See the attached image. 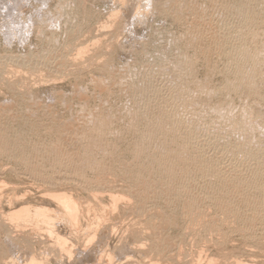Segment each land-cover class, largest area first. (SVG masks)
I'll use <instances>...</instances> for the list:
<instances>
[{
    "label": "rangeland",
    "instance_id": "rangeland-1",
    "mask_svg": "<svg viewBox=\"0 0 264 264\" xmlns=\"http://www.w3.org/2000/svg\"><path fill=\"white\" fill-rule=\"evenodd\" d=\"M224 1L226 3L223 0L218 2L217 5H221L220 9L216 7L217 10H215L219 13L221 10V14L217 13V15L222 17L227 14L225 16L227 20L231 18L228 21L229 25L226 24L224 28V30L231 32H227L231 36L233 42L231 43L245 45L247 52L249 48L251 54L254 53L255 56L258 55L259 60H262L260 57L264 60V23H262L264 17L260 14L262 11L264 12V4L260 0V2L255 0L256 2L252 3H250L251 0H238L240 3L245 1L241 3L242 5H237L239 2L236 0H234L235 2L233 0ZM186 2L196 5L201 4L206 7L214 5V0H23L20 1L14 12L17 17L15 18L14 15L7 16L9 11H4L3 4L0 3L2 4V6L0 5V133L5 135L8 141L18 139V143L24 145L23 148L26 149L28 156H30L29 153L32 154L31 156H37L36 153L30 152V149L37 145L38 152H42L45 157L44 147L55 137L54 134L50 133V128L54 124L61 125L62 122L67 123L73 120L74 115L79 114L83 104L93 108L99 102H103L101 100H105L104 105L107 103L105 106L110 107L113 114L116 113V109L118 113L121 110L120 113L122 114V106L127 105V103L130 104L132 97L120 93L118 87L112 89L114 90L113 93L111 91V94H107L114 85L121 81L132 83L135 81V76L148 77L147 82L154 83L162 95V97L161 95H157L158 97L150 96L151 100L148 99L149 105H154L153 102L161 105V98L164 99L166 96L164 94L166 93V84L176 87L178 84L176 79L179 76L186 77V85L191 84V82L193 85H197L196 83L199 80L204 79L202 81L204 82L203 85H209L208 87L212 89L213 87L219 88L214 89L219 92L224 90L220 87L226 82V78H230L229 81H232L231 74L229 76V73L225 72L231 65L228 60L223 61L224 59L220 58L221 55L216 53L209 56V63L215 65L216 62L217 70L215 69V71L218 72L217 75L213 67H211L213 71L210 67L208 69L207 60L204 59L206 61H203L201 59L203 57L195 49L187 48L184 41L177 40L173 44L174 40L172 38L177 39L182 34L181 37H183L186 32L184 24L190 23L194 17L187 14H183L181 17L177 15L178 6ZM243 4L246 6L245 10L250 11L253 9L250 11L253 14H257L259 11L260 13L254 18L257 20L263 19L262 22L259 20L254 22L253 18V22L251 21V24L248 25L250 27L246 26L244 28V16H241L240 13V9H244ZM256 4H259V7ZM254 5L257 6L255 8H263V10L257 9V12L256 10L254 12L255 8H252ZM227 6L231 9L229 10ZM239 6L241 7L239 8ZM223 10L227 12L223 14ZM232 11L234 12L233 15ZM51 17H54L55 20H51ZM9 18L13 22L18 19V25L14 23L16 26L13 25V27L18 28L19 23H21L19 26L21 28L18 29L24 34L15 29L14 35L13 33L8 35L10 30L7 29L8 26L5 23L11 22ZM223 19L224 17H222V22L225 20ZM52 21H54V24ZM241 23L244 27L241 26ZM253 23L255 24L253 25ZM256 25L260 26L257 27ZM40 29L41 31H39ZM240 32L241 34H239ZM16 33L20 36L15 35ZM254 33L256 35L252 36ZM180 42H183L185 47L181 48L183 44ZM201 42L208 45L206 37H201ZM250 42H253L252 45ZM175 44L179 46H174ZM187 49L192 50L186 51ZM255 52H259L261 55ZM194 53L197 54L198 58L201 57L200 60L196 58L197 56ZM183 56L186 58L190 56L194 60L195 65L192 66H195L193 68L194 73H191L193 69H190L191 72L188 71L193 74L192 77L188 72L183 73L180 69ZM46 57L48 59L45 60ZM12 58H16L17 61L15 62ZM29 59L32 62L31 64L23 63ZM58 59L69 62H67L69 67L65 72L56 67L55 64ZM18 61H22V63L20 64ZM206 69H208L207 72ZM263 69L258 70L259 73L256 72L258 74L262 73L263 76H258L255 73L256 78L254 75L252 77L257 81L255 83L253 79L255 86L258 83L261 84V86H257L260 90L256 89L255 93L252 92V94L244 90L233 91L234 93L224 90L221 91L223 95L217 92V96L214 95L216 98L214 99L213 96L210 100L212 103L209 101V105H213L216 101L215 104L220 103L222 100L227 103L231 101V104H228L229 106L234 104L232 115H237L236 118L241 116L238 114H241L245 106V109H251V111L256 108L255 112L258 107L264 109V72H261L264 71ZM211 71L213 73H208ZM171 76H173L172 79ZM210 76H212L211 80ZM207 77L211 84L206 79ZM192 84L188 85L189 88H194ZM219 85L220 87H218ZM107 86H109L108 91H106ZM134 86L133 89L136 88L135 91L137 92L138 87ZM237 92L239 95H237ZM242 92H246L245 95ZM256 92H260V94ZM229 93L230 96H228ZM241 93L243 96H241ZM220 96H222L221 99ZM237 96L242 97L240 98L241 101ZM225 97L229 100H226ZM199 101L201 102L202 99ZM243 101L246 104L248 102L249 107L245 103L242 104ZM255 103L257 104L255 105ZM235 106L238 111L234 110ZM239 110H241L240 113H234V111L239 112ZM259 112L263 113V110ZM118 113L115 115L120 114ZM190 115V112L186 110V117ZM206 115L207 118L204 114V118H196L194 125L197 128H202L206 122H211L210 119L213 115H209L208 112ZM234 116L233 118L236 120ZM113 119L118 118L114 117ZM117 126L113 125L115 131H118L113 133L114 137L111 134L108 136L109 138L106 137L105 139L111 144H106L104 141V145L109 147L108 150L105 149L106 154L103 155L104 157L101 156L103 154L101 151H97V153L96 150L91 151H94V154H90L94 158L96 157L95 159L89 154L95 161L101 159L99 162L104 163V161H107L108 165L110 164L108 161H110L114 167L111 164L109 167L113 169V172L115 170L114 173L116 174L102 175L100 186L93 184L91 186L93 188L90 187L91 189L88 185L81 184L78 178L74 179L76 176L73 173L65 170L60 171L62 175L58 171L53 172V175L56 176H54L56 178L55 182L57 181L54 182V185L47 182L43 183L44 181L42 182V180L40 181V179L30 175V165H28L30 162L23 163L18 154H14L12 157L3 155V153L0 154V264H236V262L240 264H264V226L258 228L256 234H241L242 232L235 228L234 225L237 226V223L232 221L233 218L229 217L230 221L228 222L219 215H215L217 212L211 205H207L206 209L204 208L205 219L202 216L203 220L201 217H195L197 222L188 219L179 220L175 223V226L168 229V236L175 242V246L168 250L166 256H161L153 250L152 241L146 238L149 232L144 227L146 226V218L136 210L137 203L135 199L125 193V184L127 185L128 182L125 174L128 173L123 174L127 171L121 169V165L128 164L132 160L133 149L131 145L128 147V144L136 140L139 134L132 131L128 134L124 132L125 129L122 131L123 124L118 123ZM26 129H32L33 131L26 132L18 138L19 132ZM115 133L118 134L116 135L118 137L115 136ZM224 134L226 133L224 132ZM260 134L255 132L254 136L264 143V135L261 138ZM166 140L167 143H171L170 139ZM62 143L65 148L70 147V143ZM112 144L117 147H114L115 150H113ZM106 146L104 147L108 148ZM110 146H112V150ZM209 147L205 150L206 153L210 154H207L209 159H218L221 156L218 160L219 163L222 162L221 164L224 167L229 166L228 160H231V157L234 156L233 165L238 160L237 163L239 164L236 163L235 166H241L240 163L244 161L245 157L241 153V155L238 153L239 156L237 154V156L235 154L232 156L233 154L222 152L220 148H214L213 145L212 148ZM118 148L120 149L118 150ZM111 154L117 160H111L113 159ZM222 156L228 158L223 159ZM109 157L111 158L109 159ZM211 157L213 158L211 159ZM43 165L48 173L54 169L49 166L47 161ZM119 165L121 168H118ZM85 172L87 179H90V181L95 179L91 170ZM91 172L93 176H91ZM72 175L73 177H71ZM133 175H135L134 172ZM68 179H71V181ZM53 195L75 200L79 206V211L77 210L75 215L71 214L64 205L59 204L58 196L53 197ZM159 205L155 208L159 209L160 207L163 210V204ZM217 216L220 217L219 227L217 226L219 230L214 228L215 231H211V228L204 226L207 229L205 230L201 226L202 224H198V221H205L206 218L211 220L214 217L217 218ZM227 223L231 224L227 225ZM135 228L137 229L136 233L134 232ZM22 231L29 234V243L21 242V234L24 233Z\"/></svg>",
    "mask_w": 264,
    "mask_h": 264
},
{
    "label": "bare ground",
    "instance_id": "bare-ground-1",
    "mask_svg": "<svg viewBox=\"0 0 264 264\" xmlns=\"http://www.w3.org/2000/svg\"><path fill=\"white\" fill-rule=\"evenodd\" d=\"M20 1L22 2L23 0H0V3H2L3 6L2 4L0 5L2 6L4 11H9L7 16H11V15H14V12L18 8ZM260 1L264 4V0L263 1L260 0ZM218 2H221V0L220 1L214 0V5H210V7H206L201 4L196 5L191 2H186L183 5H179L177 8V11H178L177 15L179 17H181L183 14L193 15L194 17L192 18L190 23L184 24L185 31H186L183 36L184 40H183V37H181L183 35L181 33L182 35L178 36L177 39L176 38L173 39L171 37L172 40H174V42L173 41L172 42L174 44L175 41L177 42V40L184 41V43L187 45V48L190 47V48H193V50L195 49V51L198 52L201 57H203V58L200 57L201 59H203V61L207 60L206 62H208V65H207L208 69L209 67L210 68L213 67L214 71L217 65L215 61H214L215 65H213V63H209L210 61V60L208 61V59H210L209 56L214 55V53H216L217 55H221V57L220 56L219 57L224 59L223 61L228 60L231 64L230 66L228 65L229 67L225 72H228L229 76L231 74L232 81H229L230 78L227 79L225 77L226 82L223 83L222 87H220V85L218 87H220L221 89H224L227 92L228 91L236 92L238 90H244V91L251 92V94L252 92L255 93L254 91L258 89L257 86L258 85L261 86V84L258 83V85L256 84L255 86V83H257V81L255 80L256 75L254 74L256 72L259 73L258 70L260 69L262 70V68H264V60L261 57L260 59L262 60H259L258 55L255 56L253 51H251L253 53L251 54L249 51V48L247 52L245 50L246 49L245 45L244 47L242 44H237V45L232 44L233 42H232L231 36L228 34L231 32L224 30L225 25L226 24L229 25L228 21H230L231 18L227 20V18L225 17L227 16V14L225 16L223 15L222 17H224L225 20L223 19L224 22H222L221 15H217V13L219 12H216L217 10L216 7L220 9V6H221L220 4H219L220 6L217 5ZM223 2L225 1L223 0ZM243 2L245 1H241V3ZM252 2H256V1L251 0L250 3ZM241 3L239 2L237 5H242ZM223 6L225 7L224 4ZM257 6L254 5V7L252 8H255ZM260 6H261V3H260ZM240 7L241 6H239V8ZM243 7L244 9H240L241 10L240 13H241V16H244V18L243 17L242 18L244 19L243 24L245 23L244 25L245 27L242 26V23H241V26L246 28V26L251 24L250 22L253 20L254 16H257L260 12L258 11L257 14L255 13L253 14L250 12L253 9H251L250 11H248V9L245 10L246 6H244V4H243ZM263 8L262 9L255 8L254 12L255 10L257 12V9L262 11ZM222 9L228 10L229 8L228 9L222 8ZM233 11H232V15L234 13ZM226 12H224L223 10L222 13L224 14ZM262 12L260 14H262L264 17V14H263L264 12L263 13ZM219 14H221V10ZM19 17L18 19L20 21L21 17L20 18ZM15 18L17 17L15 16ZM15 18H12V19H15ZM18 19H15L13 22V20L11 21L9 18L11 22L5 23L8 26L7 29L10 30L8 35H11L12 33L14 35L15 29L21 28L19 27L21 23H19L18 28L13 27V25H15L14 23L18 22L17 21ZM52 19H54V17H51V20ZM255 20L257 19L254 18V22ZM258 20L262 22V20L260 19ZM53 22L54 21H52V23ZM238 23H235V24H238ZM262 23H264V21ZM254 24L255 23H253V25ZM23 27L24 26H22V28ZM40 28H43V27H40ZM18 30L19 32H22L20 31V29ZM241 30L243 29L241 28ZM39 31H41V29ZM22 34L24 33L22 32ZM239 34H241V32ZM15 35H19V34L16 33ZM244 35L246 36V34ZM254 35L256 34L254 33L252 36ZM201 37L207 38L208 45L203 44L201 42ZM180 43L183 44V42H180ZM252 43L250 42L251 45ZM185 44H183V46L181 45L182 46L181 48L185 47L184 46ZM171 46L173 45L171 44ZM174 46H179V45L175 44ZM258 48L260 49V46ZM188 50L189 49H187L186 51ZM191 50L192 49H190L189 51ZM253 50L255 51V49ZM257 54H259V52ZM194 55L197 56V54L195 53ZM259 55H261V53ZM64 57L68 58L67 56H64ZM196 58L200 60L198 56ZM46 59H48V57H46L45 60ZM192 60L193 59L190 56L187 58L183 56L182 62L180 60L181 62L180 69L182 70L183 73H187L188 71H190V69H193L195 67V66L192 67L193 65H195L194 60L193 61ZM16 61L17 60H15V62ZM67 62H65L63 59H58L56 61V64L55 63L54 64L56 65V67H58V69L63 70V72H65L67 70V67H69L68 66L69 62L68 63ZM18 63L21 64L22 61L20 62L18 61ZM23 63L31 64L32 62L29 59L27 61H24ZM226 64H228V62H226ZM208 69H206V72ZM223 70H224V67H223ZM212 71L208 73H213ZM190 72H188V74L192 77L193 74H190ZM261 72H264V71H261ZM191 73H194V69L192 70ZM258 73H256L258 76L262 75V73L260 74ZM217 75H218V72H217ZM253 75L255 76V78H253L255 80V83L253 82V79H252ZM186 76L188 75L186 74ZM212 76H210V80ZM225 76H228V75H225ZM258 76L257 78L259 79ZM172 77L173 76H171L170 78L172 79ZM205 77H206V73H205ZM134 78H135V81L132 83H126L124 81H121L117 83L116 85H114L110 90H109V86L106 87V91L109 90L107 94H111V91L113 93L114 90L112 89L114 87H118L120 93L122 92L128 97L129 96L132 97L130 104L127 103V105L125 104L126 106L125 105L122 106L123 107L121 108L123 110L122 114L120 113L121 110L119 111V108H118V111L120 114L116 111L117 109L115 110V112L118 113L119 115H115L116 113L113 114L112 109L110 107L105 106L107 105V103L104 105L105 100H101L103 102H99V104L93 108L88 107L87 104H83L81 107V110L79 111V114L77 113V115H74L73 120L67 123L62 122L61 125L54 124L50 128V133L54 134L55 137L44 147L43 153L46 154L45 157L43 156L42 152H38L37 145L32 147V149H30V152L32 151L36 153L37 156H31L32 154L30 153H29L30 156H28L26 154V149L23 148L24 145L18 143V139L14 141H8L5 135L1 133H0V154L3 153V155L11 156V157L14 154H18V156H20L19 159L21 158L23 163L30 162L28 164L30 165L29 167L30 172L29 170L28 172L31 173L30 175L36 177L37 179H40V181L41 180L42 182L44 181L43 183L47 182L48 184L50 183V185L51 184L54 185L56 176L53 175V172L56 173V171H58V173H60V171L65 170V171H70L71 173H73L74 176H76L74 177V179L78 178L81 184H83L84 186L88 185L90 188L93 184H96L95 186L101 184L102 175L116 174L114 173L116 171L114 170L113 172L112 171L113 169L109 167V165L111 164L110 161H108L110 163L109 165L107 161L106 162L104 161V163L99 162L101 159H99V161H95L94 159L96 157L94 158L91 154H94L93 152L95 150H96L95 151L96 153L97 151L103 152L101 156L106 154L105 149L108 150L109 147L108 145L107 146L104 145V141L106 144H109L108 141L105 140L106 137H108L111 134L114 137L113 133L118 132V131H115L113 125L117 126V124L120 123L124 125V127L122 126L121 128L123 129L122 131H124L125 129L124 132H127L128 134L131 131L139 134L138 137H136L137 138L136 140H134L132 143L130 142L131 144H128L129 145L128 147H130L131 145L133 149V156L131 155L132 160L130 162L126 161L128 162V164L121 165L122 168L119 165L118 168L124 169L123 171L125 170L127 171V172H124L123 174L128 173V174H125L126 178H128L127 185L125 184V190H126L125 193H127L128 195H130L131 197L135 199L137 203V204L135 203L137 206L136 210L138 211V213H141L145 216L146 226L144 227L146 228L145 229L146 231L147 230L149 231L146 238L152 241L153 250H155L159 255L166 256L168 250H170V248L175 246V242L172 241V238L168 236V229L175 226V223L179 222V220L188 219L189 221L190 220L195 221L198 217H201L203 220L202 216L206 215L204 208L207 205L208 206L211 205V207L213 206L217 212V214L215 215H219L220 217L224 218V220H228L229 222L230 218H233V220L232 219L231 220L237 223V226L239 227H237L236 225L234 226L236 229L238 228L242 232L241 234H248V235L256 234L257 229L260 228L261 226H264V161H263L264 143L260 141L258 138H255L254 133L259 132V134L262 133L264 135V114H263L264 109L263 108L261 109L258 107L259 111L263 110V113L259 112L258 109H257L258 112L256 111L257 112L256 113L254 111L256 108H253V110L251 111V109L250 110L245 109L246 107L245 106L243 107L244 110L242 109L243 111L241 112V114H238V115H241L239 116L240 118L238 117L239 118L238 119L236 118L237 115L236 116L232 115L233 114L232 107L234 106V104H232L233 106H229L228 104V103L231 104V101L227 103L225 100L224 102L222 100L220 103L215 104L217 102L216 101L213 105L212 104L209 105L212 97L218 94L217 92H219L214 89H219V88H216V87L215 88L213 87V89L209 88L208 87L209 83L207 84L208 86H205L206 84L203 85L204 82L202 81H204V79L202 81L199 80V82L196 83L197 85L195 84L193 85L191 82L192 87L194 86V88H189L188 85H191V84L187 83L188 85H186V82H185L186 77H183V76H179V78L176 79L178 81V84L176 87H172L170 84H166L167 85L166 86L167 88L165 87L166 93H164L166 94V96L164 99L161 98L162 100L161 101L162 103H160L161 105H159V103L156 104V102L155 103L153 102L154 105H149L150 102L148 101V99L151 98L150 96L155 97L157 95H161L160 94L161 92H159V88L154 83L147 82L148 77L144 78V77L135 76ZM206 79H208V77ZM210 80L208 82H210ZM133 84L136 87H138L137 92L135 91L136 88L133 89V86H134ZM12 86L14 87V85ZM224 90H221V91H224ZM221 91L219 93H222L223 95V92ZM242 93L244 94L246 92H242ZM242 93H241V96H243ZM256 93L260 94V92L259 93L256 92ZM248 94L246 95L248 96ZM237 95H239V93ZM228 96H230V93L228 94ZM241 96L240 97L237 96V97H239L240 99L242 98ZM221 97L222 96H220V99ZM213 98L215 99L216 97L214 96ZM201 99L202 101L200 102L199 100ZM203 99H205L206 101H204ZM225 99L229 100V98L227 99V97H225ZM244 103L245 105L249 104L248 102L246 104V102L243 101L242 104ZM253 104L254 102L251 103V106H250L251 108ZM256 104L257 103H255V105ZM236 108L237 107L235 106L234 110L238 111V108L237 109ZM186 110L190 112L191 114L190 116L186 117ZM235 111L234 113H240L241 110H239V112H235ZM207 112L209 115L210 114L213 115V117L210 116L212 117V119H210L211 122L209 123L206 122L204 127L197 128V126L194 125V121L196 120V118H204L203 114L206 116L205 118H207V115H206ZM146 113H148L149 115L147 116ZM233 116L236 118V120H234ZM112 117L113 118L116 117L118 119L115 120ZM32 131H33L32 129H26V130L20 131L18 134V138L22 136L24 133L32 132ZM224 132L226 134H224ZM116 135L118 134L115 133V136ZM263 135L260 134V137L262 138ZM166 139H170L171 143L170 142L167 143ZM62 142L70 143V147L65 148ZM208 145H211V146L213 145V147L215 146L214 148H217V149L220 148L222 152H229L233 154L232 156H234V154L238 155V153L239 155L242 154L244 155L246 159L244 158V161L241 160L242 161V163H240L241 166H235L238 160L236 159L237 162L233 165V158L235 156L233 158L231 157V160L227 159L228 162L230 163L228 164L229 166L224 167L221 164L222 162L219 163V160H218L221 157V156L219 157V155L221 154L218 153L219 154L218 159H213V160L209 159V156L207 155L209 153H206L205 151L206 148L209 147ZM104 146L108 148H105ZM111 147L112 146H110V148ZM114 147L116 146L113 145V148ZM119 149L120 148H118V150ZM92 150L94 151L91 152ZM113 150H115V148ZM34 153L33 155H35ZM89 154L94 159H92ZM96 155L98 156L99 154H96ZM223 155L226 156L225 154ZM227 155L229 156V154ZM240 157L241 159H243L242 156ZM110 158L111 157H109V159ZM112 158H113V155H112ZM212 158L213 157H211V159ZM224 158L226 159L228 157H223V159ZM111 160L114 161L117 159L113 158ZM46 161L47 163H49V166H51L52 169L54 168L53 171L49 173L46 172L47 170L45 169V166L43 165ZM113 161L112 163L115 164ZM119 164H122V163H119ZM238 164L239 163H237V165ZM116 165H118V163ZM121 169H118V170H121ZM86 170H89V171L91 170L94 173V178H95L94 180L90 181V179H87L86 172H85ZM133 172L135 173V175H133ZM91 176H93V174ZM71 177H73V175ZM71 179H68V180L71 181ZM108 183L110 182L108 181ZM54 196L55 195H53V197ZM56 196H58L59 198V195H56ZM59 200H60L59 204L61 206L64 205L71 214L75 215V213H77V210L79 211L78 209L79 206L75 200L69 199V198L64 199V196L60 197ZM159 204H163L162 205L164 206V209L162 207L163 210H161L160 207L159 209H157V207L155 208V206H158ZM219 216H217V218L214 217L211 220H208L206 218V220H208L207 222H205L206 220L201 221V222L198 221V224L200 225L202 224L201 226L203 227L208 226L209 229L211 228V231L212 230L215 231V229L219 227L218 225L220 222ZM225 218H229V219H225ZM204 219H205V216H204ZM195 222H197V220ZM228 224H231V223H227V225ZM221 227L223 226L221 225ZM136 230L137 229L135 228L134 230L135 233H136ZM205 230L207 229L205 228ZM24 233L21 234V237L23 238V239L20 238L21 242L25 241L29 243V239H28L29 234H27V232H24ZM236 264H240V263L236 262Z\"/></svg>",
    "mask_w": 264,
    "mask_h": 264
}]
</instances>
